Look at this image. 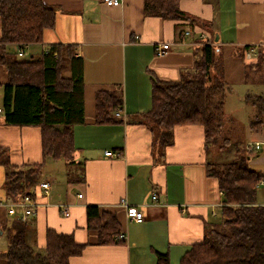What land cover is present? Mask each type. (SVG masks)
I'll return each mask as SVG.
<instances>
[{"label":"crops","instance_id":"crops-1","mask_svg":"<svg viewBox=\"0 0 264 264\" xmlns=\"http://www.w3.org/2000/svg\"><path fill=\"white\" fill-rule=\"evenodd\" d=\"M44 1L56 7L57 20L54 28L45 29L42 48L74 43L77 55L84 60L85 121L75 127L77 165L71 168L65 160L63 164L54 159L45 163V173L33 189L36 213L25 220L28 243L44 252L48 230L54 229L73 235L83 246L81 252L70 256L69 264H158L159 253L167 254L171 264H179L194 244L203 242L211 227L225 219L224 194L218 178L208 169L217 148L211 153L204 127L198 124L176 125L173 143L163 147L144 115L153 106V79L179 80L190 73L201 55L202 41L212 42L210 32L198 21L193 23L192 36H184L190 29L188 20L147 14L145 0H123L117 5L105 0ZM181 8L213 23L219 39H215L212 70L218 69V60H222L219 68L227 80V63L234 57L244 67L239 80L245 87H253V92L245 95L255 120L247 127L244 146L237 150H251L253 143L249 164L262 175L256 202L264 206V126L251 128L259 116L253 100L264 97V0H182ZM163 43H170L171 48L158 56L156 46ZM7 81L0 64V108ZM119 88L124 102L113 112L115 121L98 123L99 93ZM223 141L230 143L229 138ZM0 146L19 167L43 161L41 127L7 124L2 111ZM107 150L120 155L106 156ZM43 182L51 183L49 191ZM4 183L2 177L0 198L7 203ZM124 203L136 206L144 220L130 219ZM88 206H97L100 214H115L126 237L117 235V241L101 243L99 229L89 225ZM15 218L6 204H0V264H9L5 253L9 225Z\"/></svg>","mask_w":264,"mask_h":264},{"label":"trees","instance_id":"trees-1","mask_svg":"<svg viewBox=\"0 0 264 264\" xmlns=\"http://www.w3.org/2000/svg\"><path fill=\"white\" fill-rule=\"evenodd\" d=\"M181 2L145 0V11L165 19L188 20L192 32L193 23L200 21L210 32L212 42L202 41L194 69L181 79H153V106L144 116L163 147L173 143L176 125L188 124L204 127L206 145L210 147L222 134L228 82L223 74L214 75L212 70L217 52L213 23L187 13ZM56 20V7L44 0H0V64L8 76L3 86L2 115L7 124L41 127L43 147L41 163L19 167L12 163L8 150L0 146L9 201H18L25 195L35 198L33 189L39 184L48 159L65 160L71 168L77 165L75 127L85 121L84 60L77 55V45L48 44L29 56L19 55L21 49L30 45L44 46V31L54 28ZM253 101L259 116L251 128L260 129L264 126V97L255 96ZM123 102L121 88L99 93L97 122L115 121L113 112ZM253 150H237L223 167L209 160V172L218 178L224 194L225 219L211 227L203 242L194 244L179 264H264V206L256 202L262 175L249 164ZM87 214L89 225L99 229L101 243L117 241L121 230L115 214H100L97 206H88ZM26 235V221L15 218L9 225L5 253L9 264H69L70 256L83 249L73 235L49 229L46 250L37 252ZM158 264H171L169 256L159 253Z\"/></svg>","mask_w":264,"mask_h":264},{"label":"rangeland","instance_id":"rangeland-1","mask_svg":"<svg viewBox=\"0 0 264 264\" xmlns=\"http://www.w3.org/2000/svg\"><path fill=\"white\" fill-rule=\"evenodd\" d=\"M217 25V23H216ZM224 30L226 26H223ZM234 27H232L233 29ZM42 50V45L34 44L26 47V56H29L32 52H39ZM219 57V56H218ZM218 69L213 71H220L219 66L223 65L222 60H218ZM239 60L234 57L231 58V61L228 62L227 68L229 71H226V77L228 80L227 86V95L225 100V115L223 119L222 134L221 137L217 140L216 143L210 144L211 153L215 148H217V153L214 156H211V160L218 162V166L223 167L226 161L234 158L237 153V148L244 146L247 137V127L250 121H254L255 118L252 116V109L250 108L251 104L246 100V93L253 92V87H245L243 82L239 80L242 76L244 67L241 66ZM226 64V61H225ZM2 88H0V105L2 101ZM225 138L230 139V143H225L223 141ZM53 161V160H50ZM60 163H65L64 160H61ZM62 164V165H63ZM224 164V165H223ZM55 168L58 167L56 166ZM5 169L4 166L0 164V179L5 180ZM45 173V169L43 174ZM22 220V219H21ZM24 221V220H23ZM7 235V234H6ZM5 242L7 239L4 237Z\"/></svg>","mask_w":264,"mask_h":264},{"label":"built area","instance_id":"built-area-1","mask_svg":"<svg viewBox=\"0 0 264 264\" xmlns=\"http://www.w3.org/2000/svg\"><path fill=\"white\" fill-rule=\"evenodd\" d=\"M123 0H105V2L108 5H117L119 3H122ZM184 36H192V31L190 29H186L184 31ZM203 40L206 39V35H202L201 37ZM205 42H209L208 40H204ZM170 43H163V44H158L156 46V53L158 56L165 55L168 50H170ZM26 54V51L24 49H21L19 52L20 56H24ZM1 112V108H0ZM119 114V112H117ZM256 148H260V144L256 143L254 144ZM249 147L252 149L253 148V143H250ZM106 156L109 157H114V156H119L120 153H116L110 150H107L105 152ZM43 188L45 191H49L51 188V183L50 182H43L42 183ZM80 196H82L80 194ZM154 198H157V195H154ZM0 204H6L8 208V212L10 215H14L19 219L26 220L30 215H34L36 213V209L38 206V203L35 201V199L31 195H25L22 199L18 201H10L5 203L1 198H0ZM127 209V216L135 220L137 222H142L144 220V215L136 206H130L127 203H124ZM64 214L69 215V210L67 208H63ZM126 235L121 233L118 235L119 239L125 238Z\"/></svg>","mask_w":264,"mask_h":264},{"label":"water","instance_id":"water-1","mask_svg":"<svg viewBox=\"0 0 264 264\" xmlns=\"http://www.w3.org/2000/svg\"><path fill=\"white\" fill-rule=\"evenodd\" d=\"M218 39H219V36L217 35V36H216V41H218Z\"/></svg>","mask_w":264,"mask_h":264}]
</instances>
